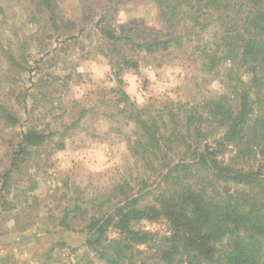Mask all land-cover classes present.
Segmentation results:
<instances>
[{"label": "trees", "instance_id": "1", "mask_svg": "<svg viewBox=\"0 0 264 264\" xmlns=\"http://www.w3.org/2000/svg\"><path fill=\"white\" fill-rule=\"evenodd\" d=\"M150 1L158 10L157 27L138 18L119 22V5L126 1L110 0L91 29L115 85L92 90L86 99L94 96L107 109H117L131 132L137 175L131 172L94 197L72 193L64 183L48 220L86 235L77 264H264V0ZM17 9L34 31L14 43L7 34L15 32L11 21ZM79 28L61 0H0V57L8 79L12 75L9 91L17 92L23 75L36 78L31 88L19 91L28 124L17 143L0 138L9 158L0 171V215L18 231L40 218L34 214L40 205L36 184L26 168L34 153L64 150L68 132L98 114L96 106L72 99L71 106L60 107L61 118L70 115L71 122L45 127L28 108L37 91L49 99L43 104L53 100L62 77L50 70L85 33ZM33 51L40 58L30 67ZM170 58H185L207 77L221 76L222 88L184 98L177 89L175 96L138 105L125 90V76L138 77L147 90L150 80L142 70L160 69ZM20 116L0 99L5 130L20 127ZM58 119L51 122H64ZM144 221L165 224L166 234L146 230ZM57 248L80 252L64 240L50 251Z\"/></svg>", "mask_w": 264, "mask_h": 264}, {"label": "rangeland", "instance_id": "2", "mask_svg": "<svg viewBox=\"0 0 264 264\" xmlns=\"http://www.w3.org/2000/svg\"><path fill=\"white\" fill-rule=\"evenodd\" d=\"M109 1L61 0L68 17L73 16L78 20L79 29H84L85 33L80 35L79 41L72 42L68 49L65 48L60 53L56 59L59 64L50 70L62 77L53 90V100L43 104L49 99L42 97V92L37 91L34 94L35 89H30V93L34 95L27 100L28 108L33 110L37 123L45 127L50 123L52 126L63 128L71 122L70 115L61 118L63 112L60 111V107L71 106L68 101L72 99L96 106L98 114L96 117L85 118L79 127L68 132L64 150L52 151L53 155H50L51 150L41 148L34 153V159L26 168L30 170L33 183L36 184L34 194L38 197L40 205L39 209H34V214H39L40 218L26 231H18L13 221H7V217L3 219L0 215V264H77L78 255L84 253L86 235L54 227L47 215L48 208L56 205L55 200L65 188L64 183L72 189V193L80 192L94 197L96 192L109 190L114 183L128 178L131 172L137 175L133 170L136 164L128 143L131 132L123 126V121H119L117 109H107L97 103L94 96L86 99L92 90L115 85L110 81L111 69L108 60L97 51L98 36L95 32L91 33L93 24L99 19L101 9ZM125 1L119 5L120 11L117 15L119 22L124 23L138 18L145 20V23L152 27L158 26V10L150 0ZM16 11L17 15L11 21L15 32L12 30L13 34H7L14 43L23 35L34 31L32 26L25 23L22 11L19 9ZM82 14H85L86 18L83 21ZM39 58L40 56L33 51L30 67H35ZM5 65L0 57V99L7 101L21 115L22 125L5 130L0 124V138L11 137L16 144L21 130L28 124L25 121L23 105L19 104L23 101L22 98L18 99L19 91L31 88L36 78L32 81L30 75H23L20 87H15L17 92L9 91L14 86L10 83L12 75L8 79L5 74ZM142 72L150 80L147 90H143L138 77L131 74L125 76V90L140 106L154 102L155 99L165 100L164 95L175 96L173 92L177 89H181L184 98L191 93L213 94L222 88L221 76L207 77L185 58L164 62V65L156 70L144 68ZM77 73H82V76L78 77ZM35 74L36 71L33 72V75ZM68 75L71 76L69 80L65 79ZM103 112H106L107 116L103 115ZM53 117L60 118L59 122H64L57 124L51 122ZM4 147L0 146V171L9 166V158ZM23 183V187L28 184L27 178ZM61 209L59 205L55 213L59 215ZM142 227L160 235H165L167 230L163 223L144 221ZM57 240L66 241L69 247L80 248V252L73 254L69 248L50 251ZM94 264L102 263L95 260Z\"/></svg>", "mask_w": 264, "mask_h": 264}]
</instances>
